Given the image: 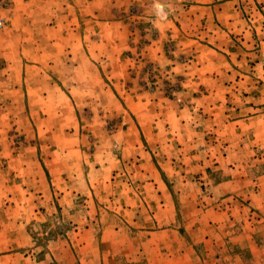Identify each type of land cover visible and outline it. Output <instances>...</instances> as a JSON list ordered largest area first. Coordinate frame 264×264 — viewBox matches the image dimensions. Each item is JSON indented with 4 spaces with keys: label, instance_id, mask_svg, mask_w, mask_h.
Wrapping results in <instances>:
<instances>
[{
    "label": "rangeland",
    "instance_id": "obj_1",
    "mask_svg": "<svg viewBox=\"0 0 264 264\" xmlns=\"http://www.w3.org/2000/svg\"><path fill=\"white\" fill-rule=\"evenodd\" d=\"M11 0L0 264H264V0Z\"/></svg>",
    "mask_w": 264,
    "mask_h": 264
},
{
    "label": "clouds",
    "instance_id": "obj_2",
    "mask_svg": "<svg viewBox=\"0 0 264 264\" xmlns=\"http://www.w3.org/2000/svg\"><path fill=\"white\" fill-rule=\"evenodd\" d=\"M152 13L160 22H166L168 16L175 10L168 3V0H152Z\"/></svg>",
    "mask_w": 264,
    "mask_h": 264
},
{
    "label": "built area",
    "instance_id": "obj_3",
    "mask_svg": "<svg viewBox=\"0 0 264 264\" xmlns=\"http://www.w3.org/2000/svg\"><path fill=\"white\" fill-rule=\"evenodd\" d=\"M10 6L11 0H0V28L7 23L8 17L6 13L10 9Z\"/></svg>",
    "mask_w": 264,
    "mask_h": 264
}]
</instances>
